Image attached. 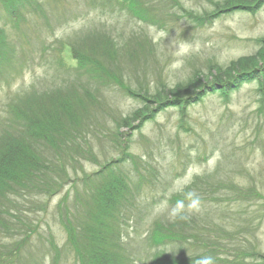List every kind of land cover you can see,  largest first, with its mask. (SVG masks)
Instances as JSON below:
<instances>
[{
	"label": "trees",
	"instance_id": "1",
	"mask_svg": "<svg viewBox=\"0 0 264 264\" xmlns=\"http://www.w3.org/2000/svg\"><path fill=\"white\" fill-rule=\"evenodd\" d=\"M9 1V5L17 7L10 18L22 17V22L18 21L21 31L23 24L28 23L25 17L28 15L39 17L32 20L38 24L35 30L43 29L37 26H48L49 35L53 34L57 25L75 20L89 11L101 17L48 46V52L54 54V58L48 59L52 66H60L56 54L64 46L71 48L79 65L75 70L70 68L71 71L57 72L50 78L51 81L48 80L53 83L62 79L64 84L58 87L59 90H49L47 94L34 88L7 103L6 114L0 122V263L12 264L14 260L11 263L9 259H3V256L11 254L17 255L19 264L27 263L24 260L25 251L19 243L37 230L34 231L35 222L27 221L25 217L30 215L32 218L37 213L35 208H45L42 200L36 202L34 199L58 194L66 185L80 187L76 197L78 210H73L70 215L73 220L67 227L69 231H78L80 244L91 248L96 264L107 261V264H122L126 254L105 250L107 239H114V245L125 248L130 237L129 227L133 232L134 228L137 230L145 222L151 228L145 234L147 237L144 241L150 244L145 250L140 249L139 253L146 252L153 263L195 264L197 259L208 256L213 258L214 264L244 261L242 257L232 263L221 260L212 240L220 236V230L225 229L222 219L231 209L229 203L242 202V199L247 202L255 196L252 191H245V185H240L234 178L235 173L247 174L242 160L223 175L220 174V166L211 173L195 175L185 188L168 196L166 191L172 181L169 171L162 170L157 176V166L151 156L144 158L127 156L125 153L129 147V134L153 112L152 108L149 109L152 101L147 98L151 86L148 76L154 71L151 64L157 66V62L164 59L159 43L149 35L148 26H157L161 30L173 29V23L177 24L174 16H188V19H194L192 28L195 29L196 24L205 23L207 19L212 22L232 7L245 6L248 12L259 9L264 5V0H205L210 3V8H203L202 12L197 13L187 10L181 0H48V10L40 0L22 2L18 6L15 5L17 1ZM3 2L0 0V16ZM73 3L80 11L78 16H73ZM118 31L121 33L116 34ZM5 35L0 32L2 39H5ZM258 43L255 51L226 65L217 62L210 64L208 74L192 69L187 81L177 82L169 90L174 95L173 99L178 104H194L209 93L231 92L240 87L236 85L248 81H256L260 85L257 91L264 98V35L258 39ZM46 47L42 44L43 52H46ZM9 49L10 60L0 59V80L11 74L13 62L16 66L19 64L16 46L10 45ZM10 61L12 63L9 65ZM210 78H214L213 82L220 88L205 85ZM154 85H161L164 89L161 76L155 79ZM78 89L84 90L77 92ZM110 91L124 93L141 105L123 112L115 104V97L110 95ZM160 94V91L154 92L155 98ZM170 96L163 98L161 95L159 98L163 99L158 107L161 108ZM80 99H84L83 104ZM80 111L83 114L77 119L74 112ZM53 141L58 142L59 149L53 146ZM71 146L74 148L66 150ZM87 146L99 149L111 147L117 150L116 157L105 153L99 162L101 169L89 172L91 176L85 177L80 184H74L73 176L82 167V150ZM241 154L234 148L230 153H223L230 158ZM198 155L202 157L201 153ZM183 159L180 157L177 165L181 169L184 168ZM157 189L161 192L155 191ZM137 190L139 194H136ZM189 190H194L200 199L210 202V206L208 209L202 207L203 213L189 212L185 207L182 215L186 219L177 218L175 222H170L165 208L178 201H184L187 205L184 193ZM121 192L126 193L124 199ZM214 200L218 201V205L210 208ZM163 202V212L149 217L153 214L154 206ZM220 203H223V207ZM216 210L221 216L209 214ZM68 216L63 214L64 220H68ZM234 219L237 224L233 225L237 228L248 224L241 213ZM99 227L104 230L103 237L93 239ZM236 236L241 238V246L235 247H243L246 249L244 255L249 254L251 251L247 250L243 239L245 235ZM152 238H158L163 243L156 247L151 243ZM4 240L8 244H4ZM78 240L74 242L77 247ZM134 241L139 242L140 239L137 237ZM25 253L30 256L34 251Z\"/></svg>",
	"mask_w": 264,
	"mask_h": 264
},
{
	"label": "rangeland",
	"instance_id": "2",
	"mask_svg": "<svg viewBox=\"0 0 264 264\" xmlns=\"http://www.w3.org/2000/svg\"><path fill=\"white\" fill-rule=\"evenodd\" d=\"M15 1H17L15 5L18 6L22 2L32 3L33 0ZM161 1L167 2L166 0ZM181 1L187 10L194 13L202 12L203 8L207 9L211 6L205 0ZM40 2L48 10V0H40ZM10 3L11 1L4 0L3 13L0 16V32L6 33L5 39L0 36V59L9 61V46H16L18 51L16 57L19 58V64L16 66L14 62H8L9 65L12 63V72L8 78L0 80V122L6 114L7 103L12 101L13 97L34 88L48 94L49 90H59L58 87L63 86L62 79L53 83L48 80L57 72L71 71L70 68L75 70L79 66L78 62L73 57L71 48L64 46L62 51L56 54V60L60 66H52L48 59L54 58V54L48 52V46L101 17L98 13L89 11L86 15L79 16L75 20L57 25L53 34L49 35L48 26H37L43 29L35 30L38 24L32 20L39 17L32 18V15H28L25 16L28 23L23 24V31H21L18 21L22 22V17L19 16L21 17L19 19L17 16H14L15 19L10 18L17 9L14 5H9ZM50 8H53L51 4ZM247 10L245 6L229 8L212 22L207 19L205 23L196 24L195 29L192 28L194 19H188V16H174L177 24L173 23V29L161 30L157 26H148L149 35L154 42L159 43L164 59L158 61L157 66L155 63L151 64L154 71L150 72L148 76L151 86L147 98L152 101L149 109L152 108L153 112L147 114L148 116L143 119L140 125L129 134V147L125 154L127 156H143L144 158L151 156L153 163L157 166V176L159 172H163L162 170H168L169 177L172 178L170 188L169 190L167 188L166 191L168 196L171 192L174 193L185 188L195 175L211 173L219 166L221 167L220 174L223 175L230 172L236 163L242 160L246 165L247 174L235 173L234 178L240 185H245V191H252L255 196L250 197L247 202L242 199V202L229 203L231 209L228 210V215L224 216L225 219H222L225 229L220 230V236L212 240L216 246L217 254L221 255L220 259L227 263L236 262L238 257H242L245 262L241 260L235 264H264V98L257 91L260 85L256 81H248L236 85L235 87H240L231 92L209 93L194 104H178L172 97L174 95L169 92L177 82L187 81L191 76L192 69L197 70V73L203 70V74H208L210 64L217 62L226 65L229 61L252 53L258 48V39L264 35V5L251 12ZM72 11L73 16H78L80 11L76 3L72 4ZM177 14L181 15L180 12ZM107 17L106 19H109ZM195 30L198 31L195 33ZM42 44L47 46L46 52L42 51L44 49H42ZM159 76L165 83L164 89L160 87L161 85H154L155 79ZM42 79L45 80L42 81ZM213 81L214 78H210L209 83L205 81V85L220 88ZM83 90L78 89L77 92ZM157 91L161 92L157 98L161 95L164 98L171 94L161 108L158 107V103L163 98L156 100L154 92ZM45 92L43 93L46 95ZM110 92V95L115 97L113 98L115 104L123 112L141 105L136 99L126 96L124 93ZM80 100H83L81 101L83 104L84 99ZM74 113L77 119L79 115L83 114L81 111ZM53 142V146L59 149L58 142ZM72 148L74 147L71 146L66 150ZM233 148L242 154L236 158L223 155L224 152L230 153ZM116 151L111 147L105 149H99L96 146L85 147L82 150V167L73 176L74 184L77 182L80 184L86 179L85 177L91 176L89 172H98L101 169L99 162L104 158L103 155L106 153L116 157ZM199 153L202 154V157L198 155ZM180 157L184 158L183 169L177 166ZM78 190L80 187L73 188L66 185L58 194L34 199L36 202L42 200L45 208L40 210L35 208L37 213L32 215V218L30 215L29 217L23 216L25 220L35 222L34 231L37 230L19 243L23 251H34V253H30V256L24 252L26 264L95 263L91 248L83 247L80 244L78 231H69L67 227L73 220V217L70 218L73 210H78L76 203ZM155 191L161 192L158 189ZM120 195L124 199L126 193L121 192ZM200 200L203 204L201 209L210 206V202ZM160 205L154 206L153 214L149 217L157 216L163 212L165 202ZM217 205L218 201L214 200L210 208H215ZM220 205L223 207V203ZM173 206L165 208L167 213ZM218 211H222V209H218ZM218 211L209 214L221 216ZM199 212L203 213L201 210ZM239 213L247 220L248 224L237 228L233 224H237L234 218ZM63 214L69 215L68 220H64ZM80 214L82 215V213ZM150 228L151 226L147 222L139 225L137 230L134 228L133 232L129 227L130 237L127 239L129 242L125 243L127 245L125 248L123 245H114L115 240L108 238L104 249L125 253L126 257H123L122 264H156L150 260L146 252L139 253L140 249L145 250L150 244L144 241L147 237L145 234ZM103 233L104 230L99 227L92 238L103 237ZM236 235H245L243 239L246 241L247 250L251 251L249 254L244 255L245 248L241 247L242 252H240V249L235 247L241 246V238ZM137 237L140 239L139 242L134 241ZM75 240H78L80 248L75 245ZM96 242L94 243L97 244ZM151 243L160 247L163 242L158 238H152ZM4 244H8V241L4 240ZM3 259H9L10 262L14 260L13 263L11 262L12 264H19L20 260L15 254L3 256ZM107 263L109 261L105 264Z\"/></svg>",
	"mask_w": 264,
	"mask_h": 264
},
{
	"label": "clouds",
	"instance_id": "3",
	"mask_svg": "<svg viewBox=\"0 0 264 264\" xmlns=\"http://www.w3.org/2000/svg\"><path fill=\"white\" fill-rule=\"evenodd\" d=\"M185 200L188 201L185 205L184 201H178L173 207L168 210V219L170 222H175L177 218L186 219L182 213L185 207L189 212H199L201 210V200L199 195L194 190H189L184 193ZM195 264H214L212 257H202L197 259Z\"/></svg>",
	"mask_w": 264,
	"mask_h": 264
},
{
	"label": "bare ground",
	"instance_id": "4",
	"mask_svg": "<svg viewBox=\"0 0 264 264\" xmlns=\"http://www.w3.org/2000/svg\"><path fill=\"white\" fill-rule=\"evenodd\" d=\"M133 24V23H132ZM119 32V33H118ZM118 32H115L116 34H120L121 32L120 31H118ZM127 32V31H126ZM8 77H9V75H8ZM138 191V190H137ZM140 192L138 191V192H136V194H139Z\"/></svg>",
	"mask_w": 264,
	"mask_h": 264
}]
</instances>
